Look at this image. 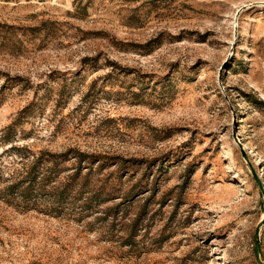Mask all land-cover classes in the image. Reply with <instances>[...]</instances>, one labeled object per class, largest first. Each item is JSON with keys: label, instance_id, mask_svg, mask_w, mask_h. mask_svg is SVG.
<instances>
[{"label": "rangeland", "instance_id": "obj_1", "mask_svg": "<svg viewBox=\"0 0 264 264\" xmlns=\"http://www.w3.org/2000/svg\"><path fill=\"white\" fill-rule=\"evenodd\" d=\"M0 264H264V0H0Z\"/></svg>", "mask_w": 264, "mask_h": 264}, {"label": "trees", "instance_id": "obj_2", "mask_svg": "<svg viewBox=\"0 0 264 264\" xmlns=\"http://www.w3.org/2000/svg\"><path fill=\"white\" fill-rule=\"evenodd\" d=\"M13 190H14L13 187H9V188H8V191H9V192H12Z\"/></svg>", "mask_w": 264, "mask_h": 264}, {"label": "water", "instance_id": "obj_3", "mask_svg": "<svg viewBox=\"0 0 264 264\" xmlns=\"http://www.w3.org/2000/svg\"><path fill=\"white\" fill-rule=\"evenodd\" d=\"M257 253H259V250H258V248H257Z\"/></svg>", "mask_w": 264, "mask_h": 264}]
</instances>
